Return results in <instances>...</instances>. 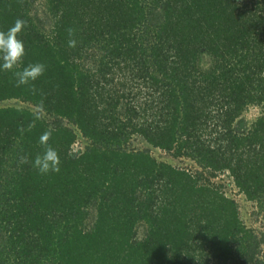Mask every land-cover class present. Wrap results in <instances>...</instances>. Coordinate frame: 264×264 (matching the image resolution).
<instances>
[{
	"label": "trees",
	"instance_id": "16d2710c",
	"mask_svg": "<svg viewBox=\"0 0 264 264\" xmlns=\"http://www.w3.org/2000/svg\"><path fill=\"white\" fill-rule=\"evenodd\" d=\"M31 3L0 0V30L27 21L20 67L46 66L35 95L0 68V103L28 104L0 105V264H264V232L210 180L227 172L264 214V0H48V34ZM42 98L58 124L29 131ZM64 119L89 141L79 153ZM48 128L60 170L40 174ZM136 135L198 170L129 149Z\"/></svg>",
	"mask_w": 264,
	"mask_h": 264
},
{
	"label": "rangeland",
	"instance_id": "374dc122",
	"mask_svg": "<svg viewBox=\"0 0 264 264\" xmlns=\"http://www.w3.org/2000/svg\"><path fill=\"white\" fill-rule=\"evenodd\" d=\"M30 15L38 25V28L40 30L46 32L47 34L50 33V31L53 28L54 18L52 17L49 11L48 0H32L30 6ZM102 55L103 53L97 48L89 49L85 57L81 59V63L85 69L93 70L98 67ZM0 105L1 106L14 105L21 107V106H27L28 104L22 102L21 100L13 99V100L4 101L0 103ZM260 112H261L260 106L250 107L244 113L243 118L240 121L241 124L239 125L238 123V127L239 126H243V128L247 127L260 114ZM44 116L48 120V123L50 124L51 127H54L56 126V124H58L59 120L56 119V116L48 115L45 113ZM62 123L64 125H68L74 128L78 133V138L72 147V152L79 153L80 151L84 150L86 145L89 144V141L86 140V138H84L81 135L79 130L67 119H64ZM127 147L129 149L151 148L150 149L151 154L159 160H164L176 166L188 168L191 171L198 170V166L190 159L184 157H174L171 153L165 150L150 147L149 144L139 135L132 137ZM206 175L205 177L209 178ZM210 180L211 182H214V184L216 185H221L222 186L221 188L224 192H226L230 197H233L237 200L239 204V208H240L239 210L242 220L245 222V224L248 227L253 228L258 234H262L264 232V214L259 212L256 203L247 201L242 194L238 193L237 189L233 185L230 175L227 172H225L218 174L217 176H211ZM145 231H146L145 226L141 225L138 228V236L140 238L144 236ZM262 249L264 252V243L262 245Z\"/></svg>",
	"mask_w": 264,
	"mask_h": 264
},
{
	"label": "clouds",
	"instance_id": "9594fccd",
	"mask_svg": "<svg viewBox=\"0 0 264 264\" xmlns=\"http://www.w3.org/2000/svg\"><path fill=\"white\" fill-rule=\"evenodd\" d=\"M27 25V21L17 18L14 25L9 27L6 31L0 30V68L4 71H13L15 79V86L21 87L30 85V91L33 95L36 94L37 89L34 84L30 82L35 81L46 70L45 64L42 62L29 63L27 66L20 67L23 57L25 55V46L23 41L19 38V33ZM70 39L68 40L69 47L76 46V40L72 38L75 29L69 27L67 29ZM41 96L44 94L41 92ZM44 99L42 98L36 108L33 110L34 119L28 125V130L31 131L35 127L36 120L43 119L44 117ZM21 134L25 131L23 126L18 129ZM54 129H46L39 138V144L42 146L43 151L38 153L32 161L33 167L38 170L40 174H47L49 172H59L60 156L57 150L49 144ZM19 164L29 163L27 155H21L18 160Z\"/></svg>",
	"mask_w": 264,
	"mask_h": 264
}]
</instances>
